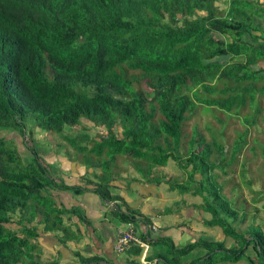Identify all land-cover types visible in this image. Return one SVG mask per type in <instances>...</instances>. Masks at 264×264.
Wrapping results in <instances>:
<instances>
[{
  "label": "trees",
  "instance_id": "1",
  "mask_svg": "<svg viewBox=\"0 0 264 264\" xmlns=\"http://www.w3.org/2000/svg\"><path fill=\"white\" fill-rule=\"evenodd\" d=\"M222 1L224 8L221 0H0V264H44L32 227L47 205L40 195L80 189L66 186L61 161H47L36 130L49 146L67 156L71 149L85 153L91 168L102 169L92 190L105 201H123L108 184L129 172L118 161L138 172L128 183L203 198L192 203L202 222L234 244L200 239L181 248L161 239L165 264H183L181 254L199 246L206 254L192 264H253L250 246L264 264V230L236 229L248 216L246 205L228 198L226 181L215 173L248 141L246 129L227 153L220 138L228 121L242 117L252 126L264 109V69L255 70L264 62V0ZM199 109L223 128L206 135L196 124L187 131ZM100 128L108 134L97 141L91 131ZM170 160L188 171L183 182L164 174ZM44 221L47 231L66 229L57 219ZM217 253L222 258L214 259ZM52 257L49 264H59L62 255Z\"/></svg>",
  "mask_w": 264,
  "mask_h": 264
},
{
  "label": "crops",
  "instance_id": "2",
  "mask_svg": "<svg viewBox=\"0 0 264 264\" xmlns=\"http://www.w3.org/2000/svg\"><path fill=\"white\" fill-rule=\"evenodd\" d=\"M55 154L56 153L54 152H49L45 155V158L48 162L53 163L52 157ZM58 156V160L60 161V155L58 154ZM61 163L64 171H66V174H64V176L62 175L66 186L71 187V185H73L78 188L82 187L84 188V191L80 194L76 192L75 188H73L74 190L62 189V191H59V194L56 195V198L57 200L60 199L61 202L62 199H64L65 203L75 201L82 207V209L88 211L87 216H89L90 220L89 226L88 223H83L79 218L75 219V216H77L75 210H73V214L66 218H68L70 222L76 221L78 224V230L83 232V237L86 238L87 242H90L93 245L97 244V247L95 250L91 249L90 251L87 249L86 252H81V250L78 249V242L76 239L69 238L64 242L60 238H56V235L52 231L46 230L47 223L44 219L38 216L36 221L32 223V227L39 232V236L34 242L42 246V254L48 253L47 257H49L51 262L53 259L52 255L57 256L61 254L62 257H59V264H81V258H92L94 253L97 254V256L99 255L98 258L102 260L98 264H162L164 260L161 257H167L168 252L162 248L163 243H160L161 239H165V242L169 244L168 246L172 244L173 246L183 248L186 247L187 244L194 243L200 239L208 241L207 237L212 238L213 235L216 234L213 232V235H211L208 232L201 230L203 227H197L199 225L205 227L208 226L202 222V217L199 219V225L194 223L195 220L197 221L196 216L194 220L189 217L190 213L187 209L192 207L195 210L196 208L193 207L192 204L185 202V198L179 197L177 199L178 203L181 204V207L176 205L175 200H173L171 207L170 204H168L171 197L167 195V191H163L154 184L132 182L127 183L125 187H122L121 184H117V188L114 192L117 197L123 199V201L121 199L118 200V203L122 206L121 214L130 213L137 217H134V220L131 222L134 223L133 225L135 226L137 235L143 242H149L148 236L155 240L154 244H148V247L139 259L134 256L138 246H130L129 249L127 248L123 251H118L117 243L119 241L117 242V239L120 236V232L128 230L127 227L123 229L120 228L122 230H114L115 226H112L111 221L114 218V215L117 218H120V214L117 215L115 213L116 211L112 210L113 206L109 205L108 202L104 201L92 190V186L87 182L88 178L85 179L87 169L85 166H80L79 168L77 165L73 163L69 164L66 161ZM75 167H78L79 171H74L73 169ZM91 171L92 175H94L93 169ZM123 195H125V197H123ZM127 198L128 201L126 200ZM47 199L52 200L53 209L58 213L64 212L63 210L58 209L57 200L53 197ZM108 213L113 214V217L109 218ZM192 216L194 215L192 214ZM121 223L124 222L122 221ZM152 224H155L158 227L156 233L147 232L148 227ZM210 233H212V230ZM218 233L219 237L222 233L221 238L211 240L210 242H219L222 239L226 241V246L229 248L230 245L228 244L232 243L231 239L224 236L222 229H219ZM68 241H70V249L67 245ZM198 249L202 252L199 256H204L206 254L205 247L199 246ZM78 254H80V256ZM120 254H125V258L118 260ZM106 260L111 262L105 263ZM192 261V259L189 262L181 260L183 264H191Z\"/></svg>",
  "mask_w": 264,
  "mask_h": 264
},
{
  "label": "rangeland",
  "instance_id": "3",
  "mask_svg": "<svg viewBox=\"0 0 264 264\" xmlns=\"http://www.w3.org/2000/svg\"><path fill=\"white\" fill-rule=\"evenodd\" d=\"M263 1V0H262ZM218 4L221 5L222 8H224L223 5V1L221 0V2H219ZM264 69V62L259 63V65L256 66V71L259 69ZM260 99H262V96H260ZM262 104H264V102H261ZM264 107V105H263ZM207 123H210V127L211 130H207L205 128V125ZM229 126L228 128H224V137L220 138L223 140V142L225 143V147H226V151L227 153H229L230 149L234 146L233 142L235 140L239 139V134L240 133H244L246 129L249 130L248 136H247V143L242 147L241 151L236 155V159L235 161H233L229 166L225 167L224 170L221 169H217L215 171V173L220 174L221 178L220 181L224 183V181H226L225 184H223V190L225 192V194L228 196L229 199H233V201H235V199L237 200V206L240 207L241 205H246V210L248 212V216L246 218L245 221H243L240 224H235L236 229L239 232L245 231L247 230V228L251 225H255V226H259L264 230V155H263V149H264V109L261 111L260 115L258 116V120L256 124H253L252 126H248L246 123H244V121L242 120V117H236L234 119H231L228 121ZM198 124L201 128V130H203V132L208 135L211 132H217L218 130H221L223 128V124L218 122L211 113H205L202 111V109H199L198 113H196V115H194L190 120H188L187 122V126H186V130L187 131H191L193 126ZM205 124V125H204ZM72 130H76V128L72 129ZM72 130H71V134H72ZM92 136H95V138L97 139V141H101V136H106L108 134V132L104 129V128H100V129H96V130H92L91 131ZM38 135V136H37ZM36 136L37 138H42L39 139L40 142H42L39 147L41 148V151L44 150L45 152L50 151V152H54L53 150L55 149V147H51L48 145V142L46 141L48 137L47 134H43L41 133L39 130H36ZM35 139V138H34ZM33 140V139H32ZM241 142V141H240ZM70 147V146H69ZM63 150V149H62ZM48 153V152H47ZM56 153L55 155H53V163H55V165L57 164V160L59 158L58 153ZM183 157L186 159V156H184V151H181ZM63 156H66L65 154L61 153ZM60 155V154H59ZM68 156L69 158L66 160V162H68L69 164L74 163L75 165H77L79 168L80 166H85L86 169V174H85V179L88 178V180H91L93 182H98L99 181V177L103 174L102 169L100 167H97L93 170L94 175H92V169L90 166V164L87 163V156L86 154H81L79 153V151L73 149V150H69L68 152ZM89 160L90 163L91 161L94 160V155H89ZM126 162V161H124ZM117 166H119V170L122 172V170H128L129 172H123V176L127 177L129 176H134L137 175V170L135 169V167L130 164V163H126L123 164L121 161H118ZM75 167L73 170L74 171H79V168ZM125 168V169H122ZM190 170L189 172H191L192 170V166L188 169ZM224 171H226V173H223ZM62 172V171H61ZM163 172L164 174H166L168 177H173L174 178V182L180 181L183 182L182 180L186 179L188 176V171H184L183 169H181L177 163L173 160L169 161V165L166 168H163ZM77 177V176H76ZM197 177H199V175H197ZM140 180V178H139ZM122 182V187H125L127 184V180H121ZM120 184V183H119ZM147 185V184H146ZM56 190H48L47 193L46 192H42L40 195V198L42 197V199H46V204L45 207H43L42 205H40V208L43 209L42 213H37L39 217H41L42 219H46L48 221H50L51 223H53V220H59V224L58 227L61 225L63 228L66 227V229L64 230H60L58 229H54L52 232L56 235V238H60L61 240H67L68 237L72 238V239H76L78 242V249L81 250V252H86V250H95L97 247V244L93 245L90 242H87L86 238L83 237V232H80L78 230V224L76 221H71L66 218L67 216H70L71 214H73V210H75L76 215L78 216V213L82 214V221L83 223H88L89 226V216H87V212L86 210L82 209V207L77 204L75 201H69L68 203H65V200L62 199V202L60 199L57 200L56 195L59 194V191H62L63 188H55ZM119 189H120V185H119ZM128 189V188H127ZM74 190V189H73ZM77 190V189H76ZM163 191H167L165 189H162ZM78 193H83L84 188H80L78 189ZM168 196L171 197V199L168 201V204H170V206L172 207V203L173 200H175L177 203V199L180 197L178 195V192H166ZM112 195H116V193L114 191H111ZM166 196V194H165ZM53 197L55 200H57V207L60 210H63L64 213H58L55 209H53V203L52 200L47 199ZM123 197H125V195H123ZM180 198H185V202L190 203V204H201L203 203V198L201 197H196L193 196L191 193L184 196V197H180ZM128 201V198L126 199ZM246 200V203H244ZM256 200V201H254ZM63 204H61V203ZM45 203V202H44ZM120 204V203H119ZM167 204V205H168ZM115 208H112L113 211H116L115 213L118 215H121V210H122V206L121 204L116 207L115 204L112 205ZM178 206L181 207V204L178 203ZM183 207V206H182ZM196 208V207H195ZM196 210V211H195ZM194 210V208L190 207L189 209H187V211L190 213L189 217L191 219H196L197 221L194 223L196 225H199V219L202 215H200V212L197 210V208ZM72 211V212H69ZM62 214L64 216H62ZM192 214L194 216H192ZM109 218H112L113 214L108 213ZM77 216H75V219L78 218ZM209 216V215H207ZM131 215L130 213H126L125 214V218L128 219V221H131ZM210 217V216H209ZM121 218V220H120ZM117 218L114 215V218L111 221L112 226L114 227V230L116 231L117 229L120 228H126L127 226L125 224H127L128 221H126V219H123L122 217ZM135 218H137L135 216ZM187 219V218H185ZM68 220V221H67ZM123 221L124 223H121ZM70 222V223H68ZM46 223H48L46 221ZM61 223V224H60ZM253 223V224H252ZM197 227H203L201 230H204L206 232H208L209 234L213 235V232H215L216 236L213 235L212 238H208V241L211 240H216L221 238V236L219 237V227H215V228H209V227H205L202 225H199ZM129 228V226H128ZM120 229V230H122ZM212 230V233H210V231ZM258 230V229H257ZM135 236L137 235V232L135 230ZM22 235V234H20ZM138 239H140L138 237V235L136 236ZM222 240V239H221ZM220 240V241H221ZM218 241V240H217ZM219 241V242H220ZM138 243V244H135ZM215 243V242H214ZM70 241L67 242L68 248L70 249ZM233 241L230 245V247L232 246ZM137 245L139 246V242L137 241H132L127 248L129 249L130 246H134ZM188 245V244H187ZM186 245V246H187ZM224 245L226 246L227 243L224 242ZM227 247V246H226ZM258 248V247H257ZM42 251V246L39 245L38 250L36 251L37 253H41ZM142 254L144 253V250H142L141 252ZM202 252L198 249V247L196 248H192L190 249V251H188L187 254H181L182 256H180V261L183 260L185 262H189L191 259L193 260V262H197L198 260L203 259V256H199V254H201ZM247 255L253 257V259L255 260L253 264H258L255 252L252 248V246L249 247ZM48 253H43L41 254L40 257V261L44 264H49L51 262V260L49 259ZM99 256V255H98ZM97 254L93 253V257H98ZM134 256H136L134 254ZM221 253H217L214 256V259L217 258H222L221 257ZM169 256H162L161 258L164 260V258H168ZM105 258V257H104ZM123 258H125V254H120L119 255V259L118 260H122ZM172 259H176V255H171ZM137 259H139V257H137ZM102 260H100L101 262ZM99 262V263H100ZM107 262H111L109 260H106L105 263ZM191 263V264H192ZM98 264V263H97ZM154 264V263H151ZM161 264V263H160ZM162 264H165V261L162 262ZM218 264H252L247 262L246 260L242 259L241 261L238 262H231L228 260H220L218 262Z\"/></svg>",
  "mask_w": 264,
  "mask_h": 264
},
{
  "label": "clouds",
  "instance_id": "4",
  "mask_svg": "<svg viewBox=\"0 0 264 264\" xmlns=\"http://www.w3.org/2000/svg\"><path fill=\"white\" fill-rule=\"evenodd\" d=\"M39 139H42V138H39ZM42 140H44V139H42ZM45 141V140H44ZM47 141V140H46ZM54 147H55V149L53 150L54 152H57L58 154H60V161L61 162H65L68 158H69V156H63L61 153H63V152H60V147H58V146H56V145H54ZM71 150H73V149H71ZM50 151H48V153H49ZM46 153V152H45ZM45 153H43L44 155H46ZM47 153V154H48ZM64 154V153H63ZM74 164V163H73ZM91 169H95V168H91ZM126 177H124V178H121V179H118V180H112V181H110L108 184H109V186H110V194H111V191H115L116 190V185L117 184H122V182H121V180H126L125 179ZM82 182V181H81ZM87 182L90 184V182L92 183V184H90L92 187H93V185H95L97 182H93V181H91V180H87ZM128 183V182H127ZM112 195V194H111ZM112 196H116V195H112ZM105 201V200H104ZM106 202H108V204L109 205H114L115 203H118L117 201H115V203L114 202H112V201H106ZM115 206H116V204H115ZM119 206V203H118V205L116 206V207H118ZM113 208H115L114 206H113ZM70 212H72V211H70ZM73 213V212H72ZM63 215V214H62ZM133 222H131V221H129V222H127V224H126V226H127V228H128V226H129V228H132L133 227ZM128 228V229H129ZM157 230H158V227L155 225V224H152L150 227H148V230H147V232H150V233H156L157 232ZM150 239H152V238H150L149 236H148V240H150ZM141 243H139V246H141L143 249L142 250H144L145 251V249L148 247V243L147 242H143L141 239H138ZM117 241H118V239H117ZM127 249V248H126ZM142 252V251H141ZM141 255H142V253H141ZM141 255L139 256V258H141Z\"/></svg>",
  "mask_w": 264,
  "mask_h": 264
},
{
  "label": "built area",
  "instance_id": "5",
  "mask_svg": "<svg viewBox=\"0 0 264 264\" xmlns=\"http://www.w3.org/2000/svg\"><path fill=\"white\" fill-rule=\"evenodd\" d=\"M127 239V240H126ZM120 240L121 244H119V249L118 251H123L124 249H122V241L121 240H125L128 242L127 246L132 242V241H137L139 243H141L138 238L135 236V234L133 233L132 228H129L127 231L125 232H120V236L118 237V241ZM117 241V242H118ZM127 248V247H126Z\"/></svg>",
  "mask_w": 264,
  "mask_h": 264
},
{
  "label": "bare ground",
  "instance_id": "6",
  "mask_svg": "<svg viewBox=\"0 0 264 264\" xmlns=\"http://www.w3.org/2000/svg\"><path fill=\"white\" fill-rule=\"evenodd\" d=\"M126 240H127V239H126ZM121 241H122V244L124 243V244L122 245L121 248L125 250L126 247H127L128 242L125 241V240H121ZM119 244H121L120 240H119V242L117 243V249H119Z\"/></svg>",
  "mask_w": 264,
  "mask_h": 264
}]
</instances>
